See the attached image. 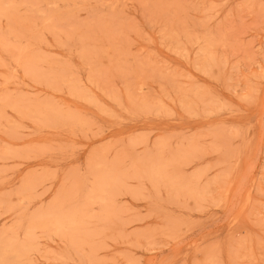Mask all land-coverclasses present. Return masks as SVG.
Wrapping results in <instances>:
<instances>
[{
  "label": "rangeland",
  "instance_id": "1",
  "mask_svg": "<svg viewBox=\"0 0 264 264\" xmlns=\"http://www.w3.org/2000/svg\"><path fill=\"white\" fill-rule=\"evenodd\" d=\"M0 264H264V0H0Z\"/></svg>",
  "mask_w": 264,
  "mask_h": 264
}]
</instances>
